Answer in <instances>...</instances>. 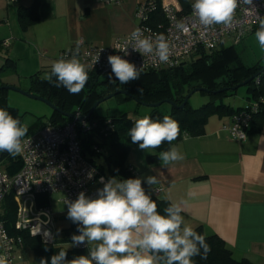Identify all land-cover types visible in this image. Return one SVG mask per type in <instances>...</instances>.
Here are the masks:
<instances>
[{
	"label": "crops",
	"instance_id": "obj_1",
	"mask_svg": "<svg viewBox=\"0 0 264 264\" xmlns=\"http://www.w3.org/2000/svg\"><path fill=\"white\" fill-rule=\"evenodd\" d=\"M32 1L0 0V84L15 85L16 79H28L38 71L51 69L52 62L80 39L85 46L110 47L116 38L134 30L141 0L120 4L36 0L38 20L24 30L17 19V8ZM233 94L226 96V102V97L222 99L231 109L246 108L254 100L246 91L243 99L231 101L229 96ZM228 118L227 114H211L203 134H185L174 143L185 155L181 162L168 166L160 160L149 162L147 157L154 150L146 152L137 145L128 152L125 164L135 170L134 178L158 176L160 183L154 186L159 189L154 194L157 197L171 203L187 200L182 213L186 221L195 227L201 225L206 234L221 237L234 258L264 264V114L254 119L245 141L233 140L221 130ZM97 160L105 165L102 156ZM114 176L130 178L120 173ZM189 191L196 195L189 197ZM73 224L71 221L70 226ZM28 251L23 250L15 264H22Z\"/></svg>",
	"mask_w": 264,
	"mask_h": 264
},
{
	"label": "clouds",
	"instance_id": "obj_2",
	"mask_svg": "<svg viewBox=\"0 0 264 264\" xmlns=\"http://www.w3.org/2000/svg\"><path fill=\"white\" fill-rule=\"evenodd\" d=\"M241 4L255 17L258 27L254 36L264 51V16L260 15L254 0H193L192 15L204 30L217 25L230 29ZM180 28L186 30L183 25ZM82 43V40L76 42L70 56L54 60L50 72L42 78L57 88H65L70 94H79L89 80L88 69L79 59ZM129 47L161 63H168L171 56L170 43L163 34L145 35V30L139 27L130 33L125 46L117 45L124 56L130 55ZM99 58L100 54L95 57L94 65ZM107 61L112 74L123 85L139 80L143 71V66L137 67L120 55H109ZM27 133V125L0 108V152H7L12 157L21 154ZM179 135V122L168 115L162 120H153L146 115L137 119L128 131L132 143L146 152L160 148L165 142L171 145L159 153L163 166L185 159L180 146L172 144ZM88 178H92V173ZM100 183L103 187L96 190L94 197L81 191L74 201H64L67 218L77 225L79 232V235H72L68 248L84 244L87 255L69 260L66 249H61L51 256V264H195L194 257L206 259L211 252L206 236L197 232L182 215L187 200L169 203L163 214L158 211L151 194L154 186L160 183L157 175L127 179L113 176L107 180L100 177ZM195 195L192 191L188 193L189 197ZM0 232H3L2 225ZM0 264H10L6 255H0ZM40 264H48V260L42 258Z\"/></svg>",
	"mask_w": 264,
	"mask_h": 264
},
{
	"label": "trees",
	"instance_id": "obj_3",
	"mask_svg": "<svg viewBox=\"0 0 264 264\" xmlns=\"http://www.w3.org/2000/svg\"><path fill=\"white\" fill-rule=\"evenodd\" d=\"M157 2L158 4L160 3L159 0ZM181 6L183 12L188 11V4L182 1ZM37 7L38 1L36 0H33L28 6H18L17 19L22 29L25 30L38 20ZM151 17V25H155L156 22L165 21L159 6ZM239 43H230L229 45L225 43L210 52L200 51L177 67L141 72L139 80L131 81L125 85L121 84L112 72L102 75L90 68L88 70L89 80L85 88L76 95L70 94L63 87L57 88L54 86V83L43 79L44 74L50 72V69L38 71L29 76V88L27 91L48 99L61 110L67 112H70L68 111L69 106L75 103L84 114L89 111L92 104L99 98L119 89L129 91L135 99L144 102H158L164 99H170L173 101V104L168 103L169 108L167 110L164 112L160 111L159 105L158 107H153L148 116L153 120H162L165 115H168L179 122L180 135L177 140L172 142L174 144L185 134L190 136L203 134L204 126L211 114L218 113L220 115L227 114L231 116L238 110H241V108L231 109L222 102L224 97L232 94L234 91L228 90L214 94L211 92L212 90L226 86H234L247 78H252L245 85L247 91L253 99L264 97V69H262L264 65L257 63L246 66L242 64L235 51ZM7 60L9 59L6 58ZM206 73L209 75L204 79L203 76ZM217 74L224 76L219 83L216 82ZM110 76L111 79L109 78ZM201 77L204 82L192 86L189 84L190 80ZM99 87H101L100 91H98ZM194 87H206L211 90L208 92L210 99L198 108H192L188 100L184 107L180 108L179 105L183 102L186 94ZM138 89H142V91H138ZM4 90H0V108L8 110L14 118H18L23 124V117L21 115L14 109L2 104L3 96L1 97V95ZM115 96L122 101L132 99L124 94H117ZM137 103L139 104V102ZM260 114H264V103H261L259 111L252 116L251 127L254 119ZM88 119L94 120L96 125L82 135L81 139L85 156L97 167L100 173L108 177L120 173L134 178L128 166L125 164V159L128 152L138 145L132 143L130 136H128V131L139 118L132 119L126 113H122L112 115V118L108 119V116L100 117L96 114L95 109ZM68 120L69 118L63 116L60 112L53 110L46 121H39L34 125H29L27 135L36 130V128L44 126L47 121L59 124ZM94 145L97 146L98 151L93 149ZM169 147L171 145L167 142L163 143L160 148L154 149V152L148 155L147 160L149 162L159 160V153L167 150ZM101 156L105 160V165L97 160ZM4 164V169L9 173L16 172L20 167V161L17 160L16 156L12 157L7 152H0V166ZM47 196L38 195V204L47 205ZM152 198L156 201L158 211L161 214H163V210L171 203L168 199L157 197L154 194H152ZM15 215V200L13 195H8L3 201L0 218L4 220L5 227L10 234L20 237L22 251L28 248L32 249L39 262L42 258H45L48 260V264H51V256L57 254L61 249H66L67 259L69 260L74 256L87 255V248H68L70 237L77 229L76 224L61 230V234L59 235L57 233L52 243H47L42 241L38 236H32L26 231L16 230L13 226ZM195 230L205 235L207 242L211 245V252L207 258L201 259L199 256L194 257L195 264H254L247 258H234L232 251L226 246L224 240L216 234H206L201 225L195 227Z\"/></svg>",
	"mask_w": 264,
	"mask_h": 264
},
{
	"label": "built area",
	"instance_id": "obj_4",
	"mask_svg": "<svg viewBox=\"0 0 264 264\" xmlns=\"http://www.w3.org/2000/svg\"><path fill=\"white\" fill-rule=\"evenodd\" d=\"M14 2L16 0H8ZM104 3L120 4L124 0H99ZM260 15L264 16V0H254ZM192 3L189 9L183 12L182 6L157 0H141L136 9L138 20L135 28L145 30V35L163 34L171 46V56L168 63L154 61L151 56H142L140 53L128 49L130 55L118 51L117 45L125 46L130 33L118 37L110 47L85 46L83 41L80 46L79 59L91 69L105 75L111 72V66L107 61L109 55H120L137 67L143 66V71H158L179 66L191 56L200 51L210 52L225 44L228 39L232 44L239 43L247 34L254 31L258 25L255 17L245 10L247 6L241 4L235 14L233 26L224 29L217 25L214 28L204 30L197 19L192 15ZM164 16V22H154L151 25V16L158 8ZM183 25L186 30H182ZM134 28V29H135ZM77 42V41H76ZM76 42L70 50L63 51L60 56H70L75 49ZM6 41L3 42L5 44ZM100 54L99 62L93 64L95 57ZM264 103V97L254 99L251 104L238 110L221 124V130L236 141H245L251 127L252 116ZM75 117H81L84 113L78 108L73 111ZM96 125L94 120L83 119L77 122L69 119L64 123L54 124L46 122L35 133L24 138V151L17 155L20 161L19 169L9 173L0 168V215L2 204L8 195H13L16 203V215L14 228L26 231L32 236H38L42 241L52 243L58 233L55 226L56 217L52 215L49 203L38 204V195H50L60 193L59 203L63 205L67 216L65 200L74 201L81 191L94 197L96 190L102 188L100 177L107 180L109 177L100 173L97 167L85 156L82 135ZM93 149L98 151L96 145ZM131 174L135 170L129 167ZM89 173L92 178L89 179ZM155 189L153 194H157ZM3 232H0V255H6L10 264L22 257V244L19 236H14L7 231L4 220L0 218ZM79 235L77 229L72 233ZM71 235V237H72ZM71 237L69 244H71ZM75 249H86V245L73 246Z\"/></svg>",
	"mask_w": 264,
	"mask_h": 264
},
{
	"label": "rangeland",
	"instance_id": "obj_5",
	"mask_svg": "<svg viewBox=\"0 0 264 264\" xmlns=\"http://www.w3.org/2000/svg\"><path fill=\"white\" fill-rule=\"evenodd\" d=\"M182 1L185 4L190 5L193 0H164V2L172 3L175 5H180ZM256 29L251 33L247 34L236 46L235 51L236 55L239 57V60L242 64L249 66L253 64L259 63L260 65H264V51H261L258 42L255 39L254 33ZM230 39L227 40L226 45H229ZM82 62V61H81ZM231 62V60H230ZM84 63V62H82ZM85 64V63H84ZM87 69L90 70V67L85 64ZM209 74H205L204 79L208 77ZM223 75L216 76V82H220L223 79ZM201 78H197L194 80H190L189 84L195 85L202 83ZM15 85L20 89L27 90L29 88V80L25 77L15 80ZM85 88V87H84ZM101 90V87L98 88V91ZM247 87L245 85L239 86L236 90H234V94L229 96V100L238 101L243 99L246 96ZM2 104L14 109L19 115L23 117V124L29 126L34 125L39 121H46L47 117L52 113L53 109L44 101H41L36 98L29 97L20 92L14 90H4L1 97ZM210 99V95L206 91H196L189 98V104L192 108H198L205 102ZM227 97L224 98L226 102ZM219 101V100H218ZM153 107L145 106L142 104H138L134 99H127L122 101L118 99L116 96H113L107 100L102 101L96 107V114L101 116H108V119L112 118V115H119L122 113H126L130 118L137 119L142 118L144 116H148ZM169 108L168 103L164 102L160 105V111H165ZM78 107L73 103L69 106L68 111L73 112ZM48 122V121H47ZM41 127L36 128L32 133H35ZM30 133V134H32ZM1 169L5 168V164L0 166ZM59 197H61L60 193H53L47 196L48 203L52 212V215L56 217L55 226L57 227L59 235L61 234V230H63L66 226H70L71 220L67 218L65 215V211L63 205L59 203ZM28 254L25 260H23L22 264H40L38 260L35 258V254L32 249L28 248Z\"/></svg>",
	"mask_w": 264,
	"mask_h": 264
},
{
	"label": "water",
	"instance_id": "obj_6",
	"mask_svg": "<svg viewBox=\"0 0 264 264\" xmlns=\"http://www.w3.org/2000/svg\"><path fill=\"white\" fill-rule=\"evenodd\" d=\"M264 69V68H262ZM255 76V75H254ZM252 78H247L246 80L242 81V82H239L238 84L234 85V86H226V87H223V88H220V89H216V90H209L208 88L206 87H194L192 88L185 96L183 102L179 105L180 108L184 107V105L186 104V102L189 100L190 96L196 92V91H206V92H209L211 91L212 93L216 94V93H220V92H223V91H228V90H231V91H234L236 90L239 86H242V85H246ZM1 89H5V90H14V91H17V92H20L24 95H27L29 97H32V98H36V99H39L41 101H44L45 103H47L53 110L55 111H58L60 112L63 116L69 118V119H75L77 122H80L81 120L83 119H88L91 114L94 112V110L96 109V107L104 100H107L117 94H124V95H127L129 97H131L132 99L136 100V102H139L140 104L142 105H145V106H149V107H158L159 105H161L163 102H166V103H169V104H173V101L170 100V99H164L162 101H158V102H144V101H140V100H137L135 99V97L127 90H124V89H119V90H116V91H112L110 92L109 94L105 95L104 97L102 98H99L97 101H95L92 106L90 107L89 111L84 114L83 116L81 117H75L74 113L72 112H67V111H63L61 110L58 106H56L55 104H53L51 101H49L48 99L44 98V97H41L39 95H36V94H33L27 90H24V89H20L16 86H13V85H9V84H3V85H0V90Z\"/></svg>",
	"mask_w": 264,
	"mask_h": 264
}]
</instances>
